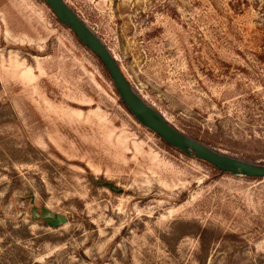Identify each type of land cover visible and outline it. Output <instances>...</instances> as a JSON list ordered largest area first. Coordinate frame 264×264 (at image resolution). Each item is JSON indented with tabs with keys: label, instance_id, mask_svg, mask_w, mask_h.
Returning <instances> with one entry per match:
<instances>
[{
	"label": "rangeland",
	"instance_id": "obj_1",
	"mask_svg": "<svg viewBox=\"0 0 264 264\" xmlns=\"http://www.w3.org/2000/svg\"><path fill=\"white\" fill-rule=\"evenodd\" d=\"M64 1L170 125L264 164V0ZM164 143L43 1L0 0V264H264V179Z\"/></svg>",
	"mask_w": 264,
	"mask_h": 264
},
{
	"label": "water",
	"instance_id": "obj_2",
	"mask_svg": "<svg viewBox=\"0 0 264 264\" xmlns=\"http://www.w3.org/2000/svg\"><path fill=\"white\" fill-rule=\"evenodd\" d=\"M41 1L49 7L58 22L71 30L77 40L99 59L109 75L120 100L131 116L145 128L158 136L168 146L184 154H193L197 159L209 163L222 172L264 179V164L249 163L219 153L203 143L184 135L170 125L156 109L145 103L135 93L108 48L64 0ZM36 218L50 222L58 221L60 224L67 222L66 217L61 214L36 216Z\"/></svg>",
	"mask_w": 264,
	"mask_h": 264
},
{
	"label": "trees",
	"instance_id": "obj_3",
	"mask_svg": "<svg viewBox=\"0 0 264 264\" xmlns=\"http://www.w3.org/2000/svg\"><path fill=\"white\" fill-rule=\"evenodd\" d=\"M97 58V57H96ZM98 59V58H97ZM99 60V59H98ZM100 62V61H99ZM100 64H101V66H102V68H103V70H104V72L106 73V76L108 77V79H109V81L110 82H112L111 81V79H110V77H109V75L107 74V72H106V70H105V68H104V66L102 65V63L100 62ZM113 88H114V85H113ZM114 92H115V94H116V97H117V102H118V104L128 113V114H130L129 113V111L127 110V108L124 106V104L122 103V101L120 100V98H119V96H118V94H117V92H116V90H115V88H114ZM131 115V114H130ZM158 137V136H157ZM159 138V137H158ZM163 142V141H162ZM164 143V142H163ZM167 147H169L170 148V146H168L166 143H164ZM182 153V152H181ZM204 162V161H203ZM205 164H207L208 166H210L211 168H212V170L214 171V173H216V174H218V175H221V174H224L225 172H222V171H220V170H218V169H216L214 166H212V165H210L209 163H207V162H204ZM227 174H229V173H227ZM253 179H259V178H253Z\"/></svg>",
	"mask_w": 264,
	"mask_h": 264
},
{
	"label": "bare ground",
	"instance_id": "obj_4",
	"mask_svg": "<svg viewBox=\"0 0 264 264\" xmlns=\"http://www.w3.org/2000/svg\"><path fill=\"white\" fill-rule=\"evenodd\" d=\"M113 58H114V56H113ZM115 59V58H114ZM237 175H241V174H237Z\"/></svg>",
	"mask_w": 264,
	"mask_h": 264
}]
</instances>
